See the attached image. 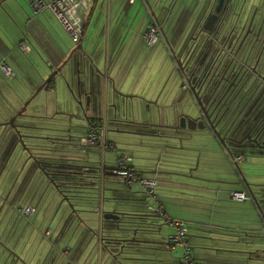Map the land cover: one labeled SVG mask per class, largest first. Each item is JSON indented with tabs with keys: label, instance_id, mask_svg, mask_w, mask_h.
Here are the masks:
<instances>
[{
	"label": "crops",
	"instance_id": "0c3cea01",
	"mask_svg": "<svg viewBox=\"0 0 264 264\" xmlns=\"http://www.w3.org/2000/svg\"><path fill=\"white\" fill-rule=\"evenodd\" d=\"M104 1L100 5L99 0H91L89 7L82 11L87 23L81 37L83 50L81 53L79 51L76 53L79 56V62H76V58H73L74 52L70 54L76 45L72 46L73 43L69 41L70 35L48 8L34 13L25 0H3L1 2L0 64L5 62L11 68L12 74L6 75L0 68V122L2 123L15 115L23 105L24 99L36 90V85H40L51 70L60 67V70L51 78L52 82L48 81L47 88H41L45 89L44 95L48 99L46 105L42 106V102L37 100L33 105L35 109L29 113L47 117L66 116V112L75 111L76 104L73 97L78 96L82 102L88 99L90 104L85 105L83 110L86 120L83 129L86 130L87 124L91 120L102 123L103 132L106 138L113 143L115 149L102 151L97 148L102 158L98 163L97 173L101 177L99 179L97 202H93L94 200L79 201L82 206H85L84 210L80 211L81 221L84 222L85 226L94 229L96 226L95 220L98 216L99 227L96 231H93V236L86 234L85 237H81L78 235L75 241L71 240L72 237L68 238V242L73 243L74 241V244L67 247L63 245L64 238L61 239L64 226L68 221L69 210L67 206L63 208V203H58L59 197L56 190L53 191V200H47L44 198L45 193L37 185H30L32 179L36 177L39 179L38 182L41 180V174L37 170H42L23 148L19 157H16L13 161V165L11 167L7 165L9 157L4 161L5 157L12 148L19 147V143L14 128L9 124H0V167L3 163L0 168V202H2L0 212L3 205L7 203L20 216L31 220L28 224L32 227L33 232L37 234L33 236V239L30 237L31 241L28 239V243L39 242L34 252L24 254L15 251L14 253L13 250L15 249L11 248L9 250L11 247L10 242L4 241L2 239L3 235L0 234V243H4L0 245V264H59L61 261H65L66 264H73L74 258L81 247H86L81 257L84 256L85 251H88L89 256V259H84L82 264H123L122 262L125 260L114 257L100 240L101 218L104 212L127 209L150 210V207L156 205L153 197L145 195L142 198L141 194H137L138 190L136 189L142 190L137 182H135L136 185L133 182L125 183L116 175L108 172L109 168L116 166V155L124 153L132 157L131 164L142 175L154 178L158 182L157 187L154 188V193L168 214L186 220L187 225L195 221L199 227L215 228L219 230L218 232H226V234L229 232H243L246 240L257 243L253 247L251 246V250L249 249L251 247L247 246L241 249L228 246L226 247L228 249H225L220 245L214 247V249L217 252L226 250L232 253L231 255H235V260L230 261L232 264H264V217L252 201L250 193L245 187L241 186L243 181L240 180L244 176L250 181L258 179L264 182V165L256 166L254 163L257 161L252 163L246 158L238 164H234L231 161V154L227 152L215 134L206 129H199L201 124L197 130L193 131V134L196 135L195 141L192 144L184 145L192 147L191 154L193 156L190 160L193 161L190 164H193L194 160L198 158L197 167H206L205 171L207 173L196 175L195 178L205 181L207 184L204 183V187L208 188L207 190L210 189L211 192L213 191L211 193L213 195L212 205L218 207L216 204L219 201L225 203L227 200L233 202L248 200L249 202L247 204L249 210L245 209V211L250 213L247 221L251 225L238 227V225L227 223L234 219L233 216H229L230 220H227L229 219L228 211L225 215H218L220 218L217 219V222L207 223L196 220L190 217L191 215L187 216L186 214H190L191 209L189 208L187 212L186 208L188 206L183 203L185 198L180 197V192L185 196L187 195L185 188H183L185 184L193 185L192 181H181L182 178L180 177L189 176L194 178V176L188 175L193 172V167L191 165L187 167V169L189 168L188 171L180 169L183 166L176 162H164L166 152L162 151L163 153H160L157 146L160 145L158 142H162L163 139L160 135L171 133L173 126L180 124V129L185 128L186 121L182 119V114L191 112L184 111L180 106L181 91L188 96L189 94L182 83L179 88L171 87L167 82L164 83L163 70L166 69V66L163 70L158 68L156 77L151 75L154 47L144 42L142 33L149 23L159 22L162 33L159 34L155 43H158L157 48L159 50L164 52L166 49L173 58L171 49L178 51L185 40L196 32V28L216 13L217 0ZM246 2V7L250 4H253V6L264 4V0H246ZM98 4L100 7L97 8ZM19 43H24L28 48L22 49ZM26 61L28 67V72H26L32 81H27V78L21 79L18 74L19 64L23 62L25 65ZM90 63L96 64L101 70L110 74L112 80L103 79L92 70L93 82L95 76H97L100 77L99 82L102 80V83L99 87L96 84L89 86L87 83V68ZM76 68L79 69L77 75L80 80L78 81L76 80ZM130 97L132 114L128 113V100ZM124 99H126L125 105L127 106L126 114L124 117L123 114L117 116L116 106L119 104L122 108ZM94 100L96 101L95 104L93 103ZM134 100H137V102L134 103ZM146 103L148 108L152 110L150 117H137L136 110L141 112L147 110L145 108ZM110 106L111 109H109ZM112 106L116 109L113 115L110 113L113 110ZM43 108L46 111H43ZM111 120L116 121V129L111 130L117 134L107 132V130H110L108 126H110L109 121ZM125 122L131 127V130L137 132L121 134L127 133L122 128V123ZM147 125L152 126L154 129H147ZM158 128L161 131L157 130ZM163 128H171V130L162 131ZM158 133L162 134L156 135ZM202 134L205 136L204 138L201 137ZM145 137L152 138L146 140ZM110 138H119L120 142L117 140L115 142ZM144 145L147 150L143 148ZM108 152L111 161L114 163L111 166L106 165V153ZM22 159H24L25 165L17 171ZM104 169L107 172H103ZM229 170H232L230 174L228 173ZM16 171L17 174L13 178ZM22 173L23 175L20 178ZM42 173L44 174L43 171ZM173 175L177 177H173ZM235 178L240 180V184L233 186L231 181ZM12 179L14 180L12 181ZM117 181L128 185V189L117 188L119 185ZM171 183H178L180 188L174 186L172 187L174 191H171L169 188V186H172ZM15 185L17 188H14ZM234 190L244 191L246 198L232 197L231 192ZM108 193L111 199L105 200V194ZM10 196H12L11 199H9ZM54 200L56 206L52 208L50 204ZM179 200L181 201L178 203ZM27 205L32 206L33 211L29 215H24L22 212ZM89 208L91 211L88 210ZM221 208L224 209V207ZM218 211L220 213L225 212V210ZM160 221H162L161 218ZM164 226L161 224L156 232L144 235L146 239L154 240L155 245L142 246L136 244L129 248L130 250L126 252L129 256L141 258L129 260L130 263L183 264L182 256H180V252H177V244L165 247V243L174 229L168 224ZM248 233H252V235ZM199 235H202V232ZM216 239L220 240L223 237L217 235ZM239 251L243 254L239 255ZM202 252L197 254L201 255ZM20 258L25 263L20 261ZM216 261L218 263V260Z\"/></svg>",
	"mask_w": 264,
	"mask_h": 264
},
{
	"label": "water",
	"instance_id": "95a60500",
	"mask_svg": "<svg viewBox=\"0 0 264 264\" xmlns=\"http://www.w3.org/2000/svg\"><path fill=\"white\" fill-rule=\"evenodd\" d=\"M2 1L3 0H0V5ZM212 17L213 21H211L210 23L208 19L207 22L209 23H203L199 25L196 28V32L191 34V36H189L185 40L178 51L171 49L172 56L175 59V63L177 65V70L182 77L181 83L186 84L185 88L192 96L195 109L193 111V114H182V119L186 121L185 128L180 129L181 125L177 124L172 127L173 131L171 133L156 134H162L160 136H162V138L166 141V144L157 145L159 149H161L160 153L166 152V157L163 160L164 162H176L179 165L188 163L190 164V162L188 161L193 156L191 154L192 147L184 144H192L195 141L193 131L197 130L200 124L201 128L199 127V129H206L211 131L213 134H215V136L221 142L227 152H231L230 147L226 143V139H230L227 136V133L233 127L232 124L238 116L240 117V119L246 118L249 116V113L246 114L247 111H244L243 106L235 114L233 121L228 125V117H225L224 114L226 112L233 114L241 103L244 94L249 90L252 89L251 97L254 94H256V96H259V94H264V68L262 70L261 68H253V70L251 71H249L248 68V65H250L253 60L254 52L259 47V45L261 46V49L264 50V6L259 8L257 5L253 6V4H250L246 7V0H217L216 13L212 14ZM86 23L87 20L84 21V24ZM218 47H220L221 49L226 47L235 49L234 55L236 58V62H234L235 65L233 66V68L236 67L235 69L237 70L235 77L240 72H242L241 75L243 76L248 71L244 82L239 87V90L243 92L242 94L239 90L236 91L235 89L229 91V87L223 90L222 87H219L221 79L214 84V80L216 79V77H218V72H215V69H217V66L219 65V62H217V59H219V53L216 52V49ZM74 49H77L78 51L83 50L81 39H79ZM239 49L240 51L238 52ZM73 50H71L70 54H72ZM75 58L77 60L76 62H79L78 54ZM232 60L233 59H231V61ZM261 65H263L264 67V59ZM58 70H60V67H57L56 69L50 71V73L46 76V78H44L42 83L36 88L34 93L24 101L23 105L15 115H12L8 120L2 123L0 122V124H9L14 128L18 136V142L21 143L22 148L28 153V156L38 164L44 174L50 179L51 182L56 185L57 188L58 184L56 183L53 176L61 173L63 174V172L58 169L62 165L50 161V156L44 153V151L50 150L41 144L35 143L34 138L51 137L53 143L55 141L66 142L67 140H65V136H63L62 134L54 133L42 136L34 135L31 132H24L21 130V127L35 126L14 124V120L17 115L25 112L26 106L29 103L30 99L41 88H47L48 81H51V78L56 74ZM92 70H94L98 74V76H101L103 79H110V81L112 80L110 74L101 70L99 67H97L96 64L90 63L87 68V83L89 84V86L96 84V86L99 87V85H101L102 83V80H100L101 82H99L100 77L97 76H95L93 82ZM73 99L76 104V108L73 112L65 113L68 116V121H70L72 117L84 118V107L85 105L88 106L90 104V101L88 99H86L85 102H82V100L78 96L73 97ZM80 112L82 113L81 115ZM189 122H193V126H190L188 124ZM55 129L58 130L59 127H56ZM123 131L132 133L137 132L131 129H123ZM260 132H264V125L259 129V133ZM262 147L264 148V145H262ZM261 157L264 158V155H261ZM49 166L53 169H47ZM260 186L264 187V183L260 184ZM260 194L261 198H258L253 191L250 192V196L257 206V209L264 217V204L262 205V201L264 202V192ZM64 198L68 199L65 195ZM68 200L70 201V199ZM71 205L74 208V206H78L81 204L79 203L78 205H76L75 203H71ZM82 210H84V208L73 209L76 214H78V211ZM121 214V211L104 212L103 217H112L117 219ZM135 233L136 231H134V234ZM112 239V243L105 246L116 258L120 254L127 252L124 251V248H129L131 246L128 245L127 242L154 241L138 238L136 236H119L113 237ZM250 243L255 242H247V244ZM123 257L124 259L131 258V260L135 258L129 255L122 256V258ZM21 261L25 263V261ZM122 263L125 264L124 262Z\"/></svg>",
	"mask_w": 264,
	"mask_h": 264
},
{
	"label": "rangeland",
	"instance_id": "374dc122",
	"mask_svg": "<svg viewBox=\"0 0 264 264\" xmlns=\"http://www.w3.org/2000/svg\"><path fill=\"white\" fill-rule=\"evenodd\" d=\"M104 0H99V4H103ZM247 3V2H246ZM98 4V5H99ZM97 6L98 7H100ZM264 4L261 6L259 5L258 7L261 8L263 7ZM1 24V23H0ZM69 37V36H68ZM142 37H143V33H142ZM144 39V37H143ZM69 41L71 43H73V47L76 45L77 42H75L71 37H69ZM144 42L148 45H153L154 47V51H153V56H152V63H153V69L150 71L151 75L153 77H156L158 75V68L159 70L164 68V66H166V69L163 70L164 71V83L167 82V84H169V86H174L176 88H179L181 86V82H182V78L181 75L179 74V71L177 70V65L176 63L173 61L175 60L174 58H172L170 56V54L168 53V51L165 49L164 52L159 50V48H157V44L155 43L156 40L153 43H149L144 39ZM72 47V48H73ZM73 58L76 57V53L78 52L77 49L73 50ZM81 53V51H79ZM27 61L25 63V65L23 64V62L21 64H19V70H18V74L19 76L22 78H27V81H32V79L30 78L27 69ZM16 69V68H15ZM79 69L76 68V80H80L78 75H77V71ZM27 71V72H26ZM30 71V68H29ZM23 73V74H21ZM48 75V74H47ZM46 75V76H47ZM45 76V78H46ZM4 78V77H3ZM7 79V78H5ZM35 81V80H34ZM29 84V83H28ZM39 85V84H38ZM36 85V88L37 86ZM28 89V87H27ZM35 90V89H34ZM33 90V91H34ZM119 92V91H118ZM34 92H31L29 94V96L27 98H25L24 100L28 99ZM181 95L182 98L180 100V106L184 111H188L193 113L194 109H195V105L192 99L191 94L188 92L189 96L187 94H185L183 91H181ZM45 94V89H41L38 93H36L29 101V103L26 106V110L24 113L17 115V117L14 120V124H20V125H27V126H36L39 128H35V127H21L22 131H26V132H36V131H41L44 132V135L47 134H62L63 136H65V140H67V142H69L68 144H66V146L71 147L73 154L76 155V157L78 159H83V160H87L86 162H81L82 165L83 164H88L92 167L89 168V171L91 172H98V163L101 161V153L100 151L95 148V147H86L84 145H81L78 137L79 135L81 136L83 133L85 134L86 130L83 129L84 127V123H85V117L83 118H75L72 117L70 121L67 120L68 116H64V115H56V116H41V115H33L30 114L29 112L34 110L35 108L33 107V105L36 103L37 100H39L40 102H42V106L46 105L48 99L47 97L44 95ZM42 97V98H41ZM125 98V97H124ZM23 100V101H24ZM121 102V101H120ZM137 100H134V103H136ZM93 103L95 104L96 101L94 100ZM126 99H124V104L121 108V106H119V104H117V110L114 109V106H112V112L111 115L114 114V110H116L117 112V116L123 114V117L126 114ZM128 113L132 114V108H131V97L128 100ZM147 110H143L141 111H137L136 110V116L139 118H149L152 110L148 108V104L146 103V107ZM38 109V108H37ZM36 109V110H37ZM111 109V106L110 108ZM43 111H46L45 108L42 109ZM154 111V110H153ZM54 117V118H53ZM66 117V118H64ZM64 118V119H62ZM71 123V125H70ZM115 123L116 121L111 120L109 121L110 126H108V128H110V130H107L108 133L110 134H117L115 131H112L111 129H116L115 127ZM123 129H131L130 126L127 125V123H122ZM128 128H127V127ZM56 127H59V129H55ZM31 132V133H32ZM17 134V133H16ZM121 134H129V132L127 133H121ZM194 136H196L194 134ZM201 137H205L203 136V134L201 135ZM18 138V136H17ZM149 138L152 137H145L146 140H149ZM26 139H30V138H26ZM33 139V138H32ZM112 140H114L116 142V140L118 142H120L117 138H110ZM34 140L37 141H41L40 138H34ZM195 140V139H194ZM19 143V147H14L10 150V152L8 153V155L5 157L4 161L7 160V158L9 157V160L7 165L8 166H12L13 165V161L16 159V157H19L20 152L23 151L22 149V145L20 142ZM160 143V145H162V143H166L165 139H162V142H158ZM149 144V143H148ZM5 148V147H4ZM144 149L147 150V148L143 147ZM161 150V149H160ZM25 152V151H24ZM75 157V158H76ZM206 157V156H204ZM209 157V156H208ZM106 165L111 166L114 163L111 161L110 159V153H106ZM202 160V158H201ZM208 161V159H206ZM205 160V162H206ZM214 160V159H212ZM64 161V160H63ZM193 160H189L188 162L192 163ZM203 161V160H202ZM250 161H255L254 159H251ZM65 163L68 161H64ZM79 162V161H77ZM71 163H76V162H71ZM79 163V164H80ZM202 163V162H201ZM198 158H196L193 162V164H184L182 165L183 168L180 169H185L189 171V168L187 169V167H189L190 165L193 167V172L191 174L188 175H192L194 176V178L192 177H180L182 179H180L181 181H192L193 185H188L185 184L183 188H185V192H187V195L185 196L182 192H180V197H184V201L183 203L187 204L188 208H186L187 212L189 210V208L191 209L190 214H186L187 216L193 217L196 220L199 221H205V222H209V223H215L217 222V219H219L220 217L218 215L223 214L225 215L226 212L229 213V216H233L234 219L230 220L229 224L232 225H238V227H243V226H248L251 225L249 223V221H247L248 217L250 216V213L246 212L245 209L249 210V207L247 206V204H249L248 200L245 201H238V202H233V201H229L227 200V202L225 203H220V201L215 205H212V199H213V195L211 193H213V191L211 192V190H207L208 188H205L204 183H206L203 180H199L196 179L195 176L199 175L201 173H207L205 171L206 167L203 168L202 166H198ZM264 164V163H261ZM3 165V163H2ZM1 165V167H2ZM25 165V161L24 159L21 160L17 171H19L20 169H22V167ZM257 166V165H256ZM0 167V168H1ZM235 168V166H233ZM236 169V168H235ZM25 170V169H24ZM234 170V169H233ZM17 171L14 173V177L17 174ZM232 170H229V174L231 173ZM37 172H40V176H41V180L38 182V178L36 177L35 179H32L30 185L34 186L37 185L42 192H44V198L45 199H51L53 200L54 198V193L53 191L56 190L57 192V196L58 198V203L62 202V207L63 208H68V221L66 223V225L64 226V230L61 234V239L64 238V246L66 245L67 247H71L74 244L75 238L78 237V235L82 236H86V234L93 236V231H96L98 229V216L95 220V228H90V230L88 229L87 226H85L84 222L81 221V216H80V211H78V214H76L75 211H73L74 208L77 209H81L84 208L85 206H80L78 205L80 202L78 200H73V201H69L68 199H65L63 194L59 191V188L56 187V185L50 181V179L44 175L42 173V171H40V169L37 170ZM23 173L21 174L20 178L22 177ZM231 176V175H230ZM173 177H177L176 175H173ZM14 179H12L13 181ZM107 181V180H106ZM109 182V181H107ZM38 183V184H37ZM87 183H91L87 182ZM92 183H95L96 186L99 185V181H92ZM117 183L119 184L117 186V188H123L128 189L126 184H123L119 181H117ZM134 185H136L135 182H133ZM158 182H155V188L157 187ZM172 186H169V188L171 189V191H174L172 189V187L178 186V183H171ZM207 184V183H206ZM12 185V183H11ZM181 185V184H180ZM14 188H17L16 185L14 186ZM205 188V189H204ZM137 194H141V197L143 198L146 194V192H144L141 189H136ZM109 191V190H107ZM29 194V193H27ZM149 196V195H148ZM12 196L9 197V199H11ZM147 198V197H146ZM105 200L111 199L109 198V193L105 194L104 197ZM181 200L178 201V203ZM85 202V201H84ZM93 202H97V198L93 201ZM212 202V203H211ZM56 203L55 200L52 201V203L50 204V207L54 208L56 205L54 204ZM71 203H75L78 206H74V208L72 207ZM264 203V202H263ZM91 204V203H90ZM180 205H182L180 203ZM2 206V202H0V208ZM92 206V205H91ZM37 207V206H36ZM221 207H224V209H222ZM219 208V209H218ZM94 209V208H93ZM233 209V210H231ZM88 210L91 211V209L89 208ZM218 210H225L224 213H220ZM186 212V213H187ZM67 217V216H66ZM65 217V218H66ZM225 218V217H224ZM224 218H222L224 220ZM31 220H28V218L26 217H22L18 214L17 211H15V209H12V207L9 204H4L2 207V210L0 212V234L3 235L4 241H6L7 243L10 242L11 247L9 248V250L15 249L13 250V252L15 253V251H19L22 252L24 254H26L27 252H34V249L36 247H38L39 242L36 243H32L29 242L28 243V239H33V236L36 235L37 233L33 232L32 227L28 224V222H30ZM66 222V220H65ZM160 222V224H162V226H164V223H162V221H158ZM165 226H167V224L165 223ZM164 226V227H165ZM187 227L189 228L188 233L190 234L188 237V242L191 246H193V253L195 255V257H197V259L199 258L200 262H203L205 264H232L230 263V261H234L235 260V255H231L232 253L224 250V251H218L214 249V247L220 245L221 247H225V249H228L226 247L228 246H233L236 248H243V247H253L254 245H256L257 243H250L247 244V241H251V240H246V237L244 235L243 232L238 231V232H229L226 234V232H218L219 230H216L215 228H210V227H204V226H198L197 222H190ZM212 229V230H211ZM202 232V235H199ZM223 233V234H222ZM249 235H252V233H248ZM217 235H221L223 237V239L217 240ZM41 236V233H40ZM43 236V235H42ZM240 236V238H238ZM72 237L71 240H74L73 243H69L68 242V238ZM42 238V237H41ZM31 239L29 241H31ZM251 239V238H249ZM257 239V238H256ZM198 240V241H197ZM196 241V242H194ZM4 244V243H0ZM159 245V244H158ZM177 247V252H180V256H183L182 253V246H179L178 244L176 245ZM249 248L250 250L252 249ZM86 247H81V249L77 252L75 258H74V262L73 264H82L84 259L88 258V251L84 252V256L81 257V254L83 252V250ZM223 249V248H222ZM152 250V249H151ZM124 251H129L128 248H124ZM203 251V252H202ZM248 251V250H247ZM201 253V255L197 254V253ZM240 252V251H239ZM239 254V253H236ZM243 253L240 252L239 255H242ZM123 256H128L127 253H124ZM240 259V258H239ZM22 260V258H20V261ZM218 260V263L217 261ZM251 261V260H250ZM59 264H66L65 261H61L59 262Z\"/></svg>",
	"mask_w": 264,
	"mask_h": 264
},
{
	"label": "built area",
	"instance_id": "2783aa9c",
	"mask_svg": "<svg viewBox=\"0 0 264 264\" xmlns=\"http://www.w3.org/2000/svg\"><path fill=\"white\" fill-rule=\"evenodd\" d=\"M34 13H38L44 8H48L58 19L63 28L68 32L70 37L78 42L81 39L84 32V21L82 11L89 7L91 0H25ZM132 1V0H128ZM162 33V28L159 22L154 21L149 23L143 31L144 39L153 43L159 34ZM22 49L28 48L24 43H19ZM1 70L6 75L12 74L11 68L5 63L0 64ZM182 86L185 88L186 84ZM103 124L100 122H89L86 127V133L79 136L78 140L81 145L87 147H96L103 150H114L113 143L108 140L103 132ZM132 157L129 154H117L115 158L116 166L109 168L108 172L119 177L125 183L137 182L142 190L147 195L153 197L156 201L154 207H150V210L159 215L163 223H166L173 227L174 231L167 240L168 246L180 245L183 248L182 263L183 264H203L192 253V246L187 241L188 227L187 221L168 214L163 204L157 200L154 193L155 182L154 178L145 177L131 164ZM231 161L234 164L243 161L242 154L231 155ZM106 171V170H105ZM107 172V171H106ZM231 196L234 198H246L244 191L234 190L231 192ZM33 211V207L27 205L23 209L24 215H29Z\"/></svg>",
	"mask_w": 264,
	"mask_h": 264
},
{
	"label": "trees",
	"instance_id": "16d2710c",
	"mask_svg": "<svg viewBox=\"0 0 264 264\" xmlns=\"http://www.w3.org/2000/svg\"><path fill=\"white\" fill-rule=\"evenodd\" d=\"M52 82V81H51ZM95 120H91L93 122ZM35 128H39L36 127ZM147 129H154L152 126L147 125ZM161 131V129H157ZM171 128H163L162 131H170ZM43 138V137H42ZM51 137L43 138L44 141L34 140L35 143L41 144L44 147H47L50 151L46 153L50 156L49 159H59L61 164L58 169L63 172V174H57L53 176L56 183L58 184L59 191L65 196H67L70 201L75 200H83V201H92L98 198V188L99 185L96 186L92 181H99L101 175L97 172L89 171V168L92 167L88 164H83L81 162H86L87 160L78 159L76 155L73 154L71 147L66 146L69 142L64 141H55L52 143ZM56 143H61L62 145L57 146ZM87 147V146H86ZM52 148V149H50ZM50 154V155H49ZM56 155V156H55ZM58 157V158H57ZM76 157V158H75ZM68 162H64V161ZM79 161V162H77ZM76 162V163H71ZM80 163V164H79ZM98 168V167H97ZM47 169H53L52 167H48ZM55 169V168H54ZM102 172V171H101ZM103 172H106L105 169ZM91 183H87L90 182ZM82 205V204H81ZM121 215L118 218L112 217H102L101 218V226H100V240L104 245H110L112 243L113 237H129L136 236L138 238H143L144 235L156 232L158 230V226H160V217L158 214L153 212L152 210L147 209H127L121 211ZM134 231L136 233L134 234ZM148 240V239H147ZM155 241H146V242H127L128 245H155ZM130 246V247H131ZM129 247V248H130ZM165 247H171L165 243ZM128 248V249H129ZM130 250V249H129ZM126 253V252H124ZM118 256L119 259L125 260V264H130L129 260L131 258L124 259L122 258L123 254ZM193 253V246H192ZM135 260V258H133ZM141 259V258H136Z\"/></svg>",
	"mask_w": 264,
	"mask_h": 264
},
{
	"label": "flooded vegetation",
	"instance_id": "af4514ba",
	"mask_svg": "<svg viewBox=\"0 0 264 264\" xmlns=\"http://www.w3.org/2000/svg\"><path fill=\"white\" fill-rule=\"evenodd\" d=\"M208 19L210 23L211 21H213V17ZM207 21L205 23H209ZM239 51L240 49L238 50V52ZM216 52L219 53L218 56L219 59H217L219 65L217 66V69H215V72L216 73L218 72V77H216V79L214 80V84L221 79L219 87H222L223 90H225L227 87H229V91H231L232 89H235L236 91L239 90V87L244 82L245 77L248 74V71L243 76L241 75L242 72H240L235 77L237 72V70L235 69L236 67L233 68V66L235 65L234 62H236L235 61L236 58L234 55L235 49L234 48L230 49L227 47L221 49L220 47H218L216 49ZM231 59L233 60L231 61ZM263 59H264V50H262L261 46L259 45V47L254 52L252 62L250 63V65H248L249 71L253 70V68L255 69L261 68L262 70L264 68L263 65H261ZM251 91L252 89L244 94L241 103L239 104V106L237 107V109L233 114L227 112L224 114L225 117H228V121H227V125H228L233 121L235 114L243 106H244V111L245 110L247 111L246 114L249 113V116L246 118L240 119L239 116L236 118V120L232 124L233 127L227 133V136L230 139H226V143L231 150L229 154L231 155L242 154L243 159L245 158L247 160L254 159L255 160L254 162L257 161L256 163H254V165H262L261 163H263L262 161H264V158L261 157V155H264V148L262 147V145H264V132L259 133V129L264 125V94H259V96H256V94H254L251 97V93H252ZM240 93L242 94L243 92L240 91ZM188 124L190 126H193V122H189ZM32 133L34 135H42V136L45 134L44 132L41 131H36V132L34 131ZM39 138L41 139V141H44L43 138L41 137ZM55 145L60 146L62 144L56 143ZM44 153H49V152L44 151ZM50 156L54 157V155H50ZM51 160L53 163L60 162L59 159H51ZM250 162L253 163V161ZM240 180L243 181L241 182L242 183L241 186L245 187V189H247L249 193L253 191L258 198H261L260 193L264 192V187H261L260 184L264 183L263 181H260L258 179L254 181H250V179H248L247 177L245 178L244 176H242ZM240 180L235 178L231 182L233 186H236L240 184ZM263 204L264 203L262 201V205Z\"/></svg>",
	"mask_w": 264,
	"mask_h": 264
}]
</instances>
